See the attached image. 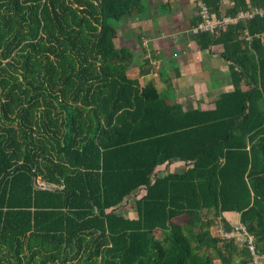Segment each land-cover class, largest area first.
Returning a JSON list of instances; mask_svg holds the SVG:
<instances>
[{
    "label": "trees",
    "instance_id": "obj_1",
    "mask_svg": "<svg viewBox=\"0 0 264 264\" xmlns=\"http://www.w3.org/2000/svg\"><path fill=\"white\" fill-rule=\"evenodd\" d=\"M230 1L229 17L264 7ZM204 2L220 15L222 0ZM143 8L0 0V264H250L211 233L231 230L226 213L264 254V18L194 36L222 47L233 90L185 110L129 78L133 53L114 46ZM175 162L186 169L159 171ZM131 198L135 219L118 213Z\"/></svg>",
    "mask_w": 264,
    "mask_h": 264
},
{
    "label": "crops",
    "instance_id": "obj_2",
    "mask_svg": "<svg viewBox=\"0 0 264 264\" xmlns=\"http://www.w3.org/2000/svg\"><path fill=\"white\" fill-rule=\"evenodd\" d=\"M145 1L141 0L144 6L141 13H132L116 24L115 48L127 47L133 53L128 77L138 80L141 87L152 82L158 91L168 93L185 110L212 108L217 97L232 91L233 86L228 63L221 57L222 47L200 49L190 33L197 21L194 0ZM230 6V0H222L221 13ZM146 61V68L151 71L141 77L140 68ZM166 169L182 173L186 164L175 162L159 167L162 173ZM131 200H126L118 213L135 219ZM224 217L231 224L240 223L236 213H226Z\"/></svg>",
    "mask_w": 264,
    "mask_h": 264
},
{
    "label": "built area",
    "instance_id": "obj_3",
    "mask_svg": "<svg viewBox=\"0 0 264 264\" xmlns=\"http://www.w3.org/2000/svg\"><path fill=\"white\" fill-rule=\"evenodd\" d=\"M194 4L197 9L198 20L190 29V33L193 36L203 33L220 34L228 26L237 24L238 21H248L255 17L264 18V7H252L238 13L235 17H229L224 13H220L218 16L212 13L204 0H194ZM259 37L263 38L264 32ZM247 39L250 38L248 37ZM213 234L220 239L233 241L237 245L246 248L251 257L250 264H264V254H257L254 237L243 224H234L230 231L216 227Z\"/></svg>",
    "mask_w": 264,
    "mask_h": 264
},
{
    "label": "rangeland",
    "instance_id": "obj_4",
    "mask_svg": "<svg viewBox=\"0 0 264 264\" xmlns=\"http://www.w3.org/2000/svg\"><path fill=\"white\" fill-rule=\"evenodd\" d=\"M142 1H145V0H142ZM145 2H146V1H145ZM116 24H117V23H116ZM116 24H115V25H116ZM168 171H169V169H166L165 173H168ZM38 182H39L40 184L45 185L44 183H41L40 181H38ZM131 199H132V200H131ZM131 199H130V200H131L130 205H131V207H132L133 210H134V206H133V205H134V199H133V198H131ZM215 229H216V228H212V229H211V233H213V232L215 231ZM28 255H29V253H28ZM27 262H28V258H26V259L23 260V263H24V264H28ZM9 263L17 264L15 260H10V261H8V260L5 261V260H4L1 264H9ZM34 264H40V259L37 258V260L35 261ZM48 264H51V263L49 262ZM215 264H220V262H219L218 260H216V261H215Z\"/></svg>",
    "mask_w": 264,
    "mask_h": 264
},
{
    "label": "water",
    "instance_id": "obj_5",
    "mask_svg": "<svg viewBox=\"0 0 264 264\" xmlns=\"http://www.w3.org/2000/svg\"><path fill=\"white\" fill-rule=\"evenodd\" d=\"M35 186L39 189H47L49 188L47 185L40 184L37 180L35 181Z\"/></svg>",
    "mask_w": 264,
    "mask_h": 264
}]
</instances>
